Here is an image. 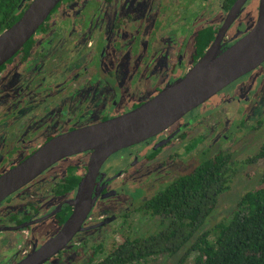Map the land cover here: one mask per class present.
Wrapping results in <instances>:
<instances>
[{
	"label": "flooded vegetation",
	"instance_id": "obj_1",
	"mask_svg": "<svg viewBox=\"0 0 264 264\" xmlns=\"http://www.w3.org/2000/svg\"><path fill=\"white\" fill-rule=\"evenodd\" d=\"M237 1L63 0L0 68V178L54 139L152 101L185 78L218 39L222 50L239 42L255 28L261 0L247 33L251 0L231 20ZM107 7L112 8L106 14ZM141 7L147 15L135 17ZM263 66L164 131L112 154L96 171L90 169L93 151L74 154L12 194L0 205V264H19L57 237L88 180L94 204L82 231L44 264H84L114 233L135 238L148 231L146 203L198 163L202 146V151L220 150L242 134V120L223 116L224 107L211 114L200 109ZM248 104L241 117L248 114Z\"/></svg>",
	"mask_w": 264,
	"mask_h": 264
},
{
	"label": "water",
	"instance_id": "obj_2",
	"mask_svg": "<svg viewBox=\"0 0 264 264\" xmlns=\"http://www.w3.org/2000/svg\"><path fill=\"white\" fill-rule=\"evenodd\" d=\"M247 0L233 6L231 20ZM63 0H33L22 17L0 34V68L16 56L48 21ZM230 22V20H229ZM218 39L187 76L134 112L99 126L58 137L20 166L0 178V205L62 158L93 151L91 170H97L114 153L164 131L188 112L264 63V0L255 28L233 46L222 50ZM88 179V178H87ZM90 180L82 185L76 210L51 242L19 264H44L82 231L94 198Z\"/></svg>",
	"mask_w": 264,
	"mask_h": 264
},
{
	"label": "trees",
	"instance_id": "obj_3",
	"mask_svg": "<svg viewBox=\"0 0 264 264\" xmlns=\"http://www.w3.org/2000/svg\"><path fill=\"white\" fill-rule=\"evenodd\" d=\"M24 1L0 0V34L33 0L23 7ZM255 154L252 163L264 160V142ZM236 163L228 148L202 151L193 168L146 203L148 231L124 237L108 253L99 245L84 264H147L164 256L178 257L176 264H264V177L259 188L240 199L227 221L201 231L229 190Z\"/></svg>",
	"mask_w": 264,
	"mask_h": 264
},
{
	"label": "rangeland",
	"instance_id": "obj_4",
	"mask_svg": "<svg viewBox=\"0 0 264 264\" xmlns=\"http://www.w3.org/2000/svg\"><path fill=\"white\" fill-rule=\"evenodd\" d=\"M216 6L218 8V13L221 12L222 14L221 5L217 4ZM257 6L258 0L250 1L248 5L247 18H245L247 19V28L244 29V33H247L252 27V23L249 18L256 15ZM111 8L112 7L105 8L106 14ZM214 8L213 10L216 9ZM134 15L135 17L146 16L147 9L145 7L137 8L134 11ZM220 97H222L221 100H214L207 106L200 109L199 112H208L211 114L220 109L219 107H224L225 109L223 112L221 111L222 115L232 117V120L237 123L242 120L241 124L244 129L242 130V134L237 135L231 144L228 143V145H223L225 149L228 148V150L232 152L233 157L237 162L235 166L238 165V167H236L234 179L232 180L229 190H227V192L220 197L216 211L210 216L204 227L201 229L202 232L210 230L220 222L227 221L231 214L237 209L240 199L247 192L259 188L264 177V160L252 163L256 155L255 152L259 148V144L264 142V126L260 130H256L254 132L248 131V129L256 126L259 120H264V66L256 73H252L251 76L242 79L240 82L224 91ZM250 98L252 99L249 104H253V106L248 104ZM247 104L248 114H245V116L242 115L241 117L240 112H244L243 107ZM215 114L216 116H219L220 113ZM255 128L257 129V126ZM243 133L247 134L244 135ZM203 149H205L204 146L201 147L200 151L202 152ZM220 149L223 148L221 147ZM126 236H128V233H124L118 238L114 233L113 235L107 237L103 244L105 253L110 252L114 244L120 242ZM90 249L92 248H89V250ZM98 259L99 256H97V260ZM178 260V257L167 258L164 256L158 258L157 260L150 261L147 264H176ZM78 263L79 262H72V264Z\"/></svg>",
	"mask_w": 264,
	"mask_h": 264
}]
</instances>
